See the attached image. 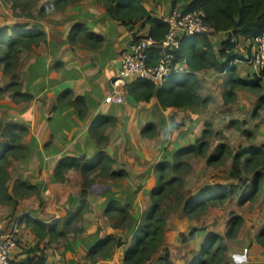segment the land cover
<instances>
[{
  "label": "crops",
  "instance_id": "obj_1",
  "mask_svg": "<svg viewBox=\"0 0 264 264\" xmlns=\"http://www.w3.org/2000/svg\"><path fill=\"white\" fill-rule=\"evenodd\" d=\"M139 1L153 14L154 18L159 20L169 15L175 8L186 10L190 4L187 0ZM76 4L73 7H67V9L72 8L67 22L59 23L51 29H41L46 35V42L39 47L25 50L30 57L27 59L28 62L26 60L25 63L27 64L21 71L22 91L32 95L33 100L30 102H19L17 105L11 104L8 109L10 119L5 121L6 123L23 124L29 128V133L23 140L30 148L29 157L26 160L15 162V164L21 166L19 172H17L15 167L10 169V181L12 182L11 184L9 182L10 192L13 191L16 180H28L38 185L40 189L39 195L21 198L16 211L9 206L0 204V236L8 232L16 222L19 225L17 233L18 247L13 255L15 264H87L85 256L89 250L100 239L114 235L117 230L109 223L105 215L109 202L113 199L120 202L121 205L125 206L129 203L132 204L133 208H138L143 206L144 191L155 188L157 184L155 168L153 169L155 175L154 173L150 175L147 185L143 183V187L140 189L137 183L141 181L142 177L135 170L140 164H137L134 160L138 159L140 162L141 159H145L144 155L148 147L146 141L149 138H154L155 135L146 137L143 135V130L151 124H155L154 126L157 127L156 125L161 120H167L166 108L161 106L156 98L151 102H137L129 94L128 88L126 91V103L113 105L105 102V98L112 89V80L119 71L120 64L118 61L120 54L128 47L131 32L135 29L134 31H137L140 35H149L150 25L145 24V20H137L128 25L116 22L107 14L103 6L94 3L93 0H81ZM77 26H82L85 31L102 36L104 38L103 45L95 49L79 41V36L78 38H76L77 35L73 36V30ZM216 35L225 37L218 42V45L214 44L215 48L219 50L222 43L228 39L230 33H217L212 36ZM211 40L214 43L213 38ZM253 46L252 40H247L243 36L239 37L238 57L234 64L239 69L242 68L240 71L243 70L245 74L241 77L247 81L253 80L259 75L254 66L244 61L251 56L254 51ZM154 57H156L155 54ZM202 71L205 70L199 72ZM191 72L192 70L186 60L176 64V73L189 74ZM199 72L196 73L197 76ZM157 89L161 88L157 87ZM11 94L10 92L8 95L11 96ZM199 94L202 96L200 91ZM64 96L66 98L60 101ZM78 97L84 100L82 104H79L80 107L77 108L75 105L72 106L68 103L69 100H75ZM203 100L206 101L207 99L203 98ZM198 107L170 109L194 110ZM144 112L150 115L144 117ZM99 116L115 118L116 125L114 127L125 125L124 130L121 132L123 138L119 139V143H124L125 146L129 143V145L134 146L130 152L134 157H129L134 162L130 163L127 159L119 157L120 153L118 150H120V146L117 147V151L113 150L114 144L112 142H116L120 133L117 136H111L109 131L113 127L107 129L106 135L107 137L109 136V144L106 152L117 160L114 170L127 172L128 176L120 179L98 177L99 179H96V183L90 189L87 197L88 209L82 217L72 221L80 222L83 219H88L93 223L89 230L84 231L82 236V239L88 240L89 245L88 247L85 246L87 249L85 247L80 249L78 245L75 247L73 244L64 247L62 245L63 238L55 240L51 236H47L41 240L28 226L29 218H35L47 224H53L58 220L59 224L62 218L58 215H60L62 209L69 218L77 213L80 206L83 177L80 172L69 169L61 170L60 174L58 173L61 178H58L56 171L59 164L66 162L70 158H78L83 164H87L95 157L99 149L92 130L98 125L96 122ZM198 123V121L195 122L193 127ZM167 129H171V122L169 121ZM133 137H135L134 141ZM3 140L0 136V142ZM181 140L184 139L182 138ZM182 142L174 143L176 149L185 147ZM194 143L192 140L191 144ZM158 148L161 150V147ZM85 158L87 161L84 163L83 160ZM158 161L159 157L156 158L155 166L159 163ZM69 178L70 180H68ZM71 180L75 182H71ZM216 188L217 186L202 190L192 199H197L202 192H209ZM38 198L46 200V208L44 210L50 212L51 216H47L48 214H45L44 210H26L25 213L23 212L27 205L26 203L30 199L34 200L35 204L33 205L38 209ZM95 217L96 219H94ZM184 217L186 218L187 216L185 215ZM134 218L135 226L132 229H127L126 232L128 233L127 239L130 236V241L125 253L132 243L133 232L140 219L138 214L134 215ZM101 221L105 223L102 228L99 226V223H102ZM177 223L175 222L176 225ZM168 227L172 228L173 226L167 223ZM187 227H189L191 234L189 236L190 241L187 243H191V246L190 244L188 245L190 246L188 253L193 255H186V247L184 248L186 253L182 256L184 261H176L177 251L174 250L173 245L177 242L180 232H182L184 238L189 234H186L185 230L178 232L176 228L174 229L175 234H168V231H166L163 247L171 250L169 264H188L201 251L207 239L215 235L207 233L206 236L200 237L202 239L199 241L197 227L191 222ZM58 229L59 232L65 230L64 228ZM261 231L254 237H257ZM31 234L33 235L31 236ZM192 237L194 239H191ZM28 238H31V240ZM238 242L239 239L230 245H226L228 250L224 264H238L243 260L245 262L243 261L244 263L242 262L241 264H246L252 258L251 254L248 256L249 245L242 241ZM253 244L255 247L258 243L256 241V244ZM31 245H35V247L33 248ZM258 246L262 247L260 244ZM262 250L264 251V248ZM160 257L153 258L145 264H164V260H161L163 258ZM118 264H124V261Z\"/></svg>",
  "mask_w": 264,
  "mask_h": 264
},
{
  "label": "trees",
  "instance_id": "obj_2",
  "mask_svg": "<svg viewBox=\"0 0 264 264\" xmlns=\"http://www.w3.org/2000/svg\"><path fill=\"white\" fill-rule=\"evenodd\" d=\"M14 10L22 9L29 12V17L34 18V9L40 0H10ZM81 0H54L45 3L40 10V15L47 13L60 12L67 7L78 3ZM102 5L107 14L116 22L122 24H132L137 20H145L144 23L150 25V34L156 39H162L167 34L169 27L163 22L154 18L153 14L139 0H96ZM190 2L186 10H203L207 15V22L215 29V33H230L219 50L215 48L211 40L212 35H199L182 43L181 49L176 53L175 64L186 60L192 72L189 74L175 73L169 81L161 88L147 80L137 79L128 84L129 94L137 102H151L154 98L161 106L166 109L182 108L191 109L206 105L199 94L201 83L197 72L201 70H215L225 73L228 76L230 87L227 97L233 101L236 97V90H248L261 94V102L264 103V68L261 73L253 80H244L239 68L231 61L238 57L237 47L239 37L243 36L247 40L255 38L263 29L264 25V0H187ZM12 34L9 29L0 30V70L10 77L11 83L5 87H0V97L7 92H11V97L16 102L32 101L33 96L22 91L23 84L19 77L20 55L23 50H31L39 47L47 41L46 35L37 27L14 28ZM213 34V35H214ZM77 35V36H76ZM73 36L79 41L97 49L103 45L104 38L85 31L82 26H77L73 30ZM234 40V41H233ZM191 41V46H187ZM156 51H152V55ZM66 96L60 99L62 101ZM84 102L83 98L69 100L72 106L80 107ZM261 105L259 104L254 112L256 116ZM98 125L92 130L93 137L96 139L98 152L95 157L83 164L78 158H70L66 162L59 164L56 176L61 170L74 169L81 173L83 177V187L81 193L80 206L77 213L67 224L74 219L82 217L87 208V197L93 187L96 177L120 179L128 176L127 172H117L114 170L116 160L106 152L108 147V137L106 130L116 125V119L112 117L99 116ZM152 125L143 130V135L151 137L154 135ZM154 128V127H153ZM210 130L204 131L203 138L210 137ZM29 128L19 123H4L0 121V136L4 139L0 142V204L17 210L21 198H29L40 194L39 186L28 180H16L13 191L10 192L9 182L11 179L10 168L14 162L26 160L29 157L30 148L23 140L28 135ZM208 142L199 140L197 144L180 148L164 159L156 166L158 174V184L152 190L151 201L148 210L143 217V221L137 224L132 236V246L128 248L124 257V264H145L153 259V256L163 247L165 234L167 231L168 216L171 211L182 207L188 216H196L201 212H206L209 207L222 205L226 199L237 191L240 194V204L256 200L263 195L264 199V144L261 147L245 148L237 154L230 153L225 146H220L217 153L208 157V163L226 161L233 159L232 177L238 180V185L233 189H222L217 187L209 192H202L197 199L178 201L175 206L170 208L165 203L175 194L176 184L182 182L181 177L192 166L191 159L207 157ZM171 159V160H170ZM59 173V174H58ZM173 174H175L173 176ZM244 174L253 175V181L249 185L244 179ZM235 189V191H234ZM132 204L121 205L116 200H111L105 214L119 222L113 226L116 229H132L135 226V218L130 214ZM28 226L43 240L51 236L57 240L66 238L68 230L59 232L58 223L47 224L35 218H29ZM243 219L238 217L228 232L229 238H235ZM256 241L264 247V228L257 235ZM125 245L124 239L119 236L110 235L100 239L86 254L87 259H92L95 263L107 260L111 257L115 249H120ZM227 246L224 238L219 235L210 236L205 242L201 251L188 264H224L227 255Z\"/></svg>",
  "mask_w": 264,
  "mask_h": 264
},
{
  "label": "rangeland",
  "instance_id": "obj_3",
  "mask_svg": "<svg viewBox=\"0 0 264 264\" xmlns=\"http://www.w3.org/2000/svg\"><path fill=\"white\" fill-rule=\"evenodd\" d=\"M53 1L54 0H40L39 4L31 10L34 15V18H31L29 17L30 11L24 12L22 9L14 10L12 8V3L10 0H0V30L7 27L9 29V34H12V30L14 28L23 27L32 29L33 27H37L39 30L45 28L51 29L59 23L67 22V18H69V16L71 15L72 8H66L65 10L60 12L47 13L44 16L40 15L39 12L41 10V7L45 3ZM93 2L97 3L96 0H93ZM71 6L73 7V5ZM216 36H211V38H213L214 44L218 45V42L225 37ZM187 46H191V41H188ZM29 57V53H26V51L23 50L20 55V80L21 71L23 67L26 66L27 63L25 62ZM240 69L239 73L243 77L245 73H243V70L240 71ZM198 78L201 83L200 93L202 94L203 98L207 99L206 105L203 107L200 106L198 108H195L194 110L166 109L165 111L167 120H161L156 125L157 127L154 126L155 124H151L154 128L152 127V130L150 131H152L155 136L154 138H149V140L146 141L148 147L144 155L145 159H141V163L138 159L134 160L137 164H140V166L136 167L135 170L138 175L142 177L141 181H138L137 183V185L140 186V189H142L143 183L144 185L145 183L147 185L150 175H152L153 173L155 175V171L153 172V169H155L157 166H155L156 158L159 157L158 162H161L164 159L171 158L172 156L170 155H173L175 153L177 149L174 143L183 141V146L188 147L197 144L199 140H206L208 142L207 157H198L189 160L192 167L184 173V176L181 177L182 182L176 184L175 186V194H173L171 196V199L165 203V206L169 208L171 206H175L176 202L178 201V196L181 197L184 202L189 198L195 197L202 190H208L211 187L219 186L220 188L227 190L235 188L234 185H238V180L231 175L233 167L232 158H228L226 161L213 164L208 163V157H212L213 155H215L217 153V149L220 146H225L227 149H229L230 153L235 155L243 151L245 148H258L264 144V103H262L260 100L261 94L239 89L236 90L235 99L233 101H230V98L227 97V93L230 90L227 74L220 73L215 70H205L199 72ZM10 83V77L6 76L3 71L0 70V87H5ZM9 93L10 92H7L0 97V121L4 123H6L5 121H8L10 119L8 112L10 105L13 103L17 105V103H19L14 101V99H12L10 95H8ZM259 104L261 105V108H259L258 113L255 116L254 112ZM146 115L150 114L144 112V117ZM168 121L171 122V129H167ZM197 121L199 122L197 124L199 126L195 128L197 125L195 127H193V125ZM124 126V124L118 125L117 127H113L112 129H110L109 131L111 136H117V134L120 132L118 134L116 142H112L114 144L113 150L117 151V147L120 146V150H118L120 153L119 157L121 156L122 158L127 159L128 162L133 163L134 161L129 157H134L130 153L134 146L131 144L129 145V143L126 146L124 145V143H119V139L123 138V134L121 132L122 130H124ZM206 129L210 130V137L204 139L203 136ZM107 131L108 130H106V133ZM182 138L184 140H181ZM132 139L134 141L135 137H133ZM192 140L195 142L194 144H191ZM158 147H161V150ZM85 161H87L86 158L83 160V162L85 163ZM14 164L15 162L13 163L11 168L15 167L17 172H19L21 170V166H19L18 164ZM174 175L175 174H173V176ZM156 176L158 184V174H156ZM243 176L250 185L253 181V175L244 174ZM70 178L68 180H70ZM97 178L98 177H96V179ZM71 182L75 181L71 180ZM11 183L12 182L10 181V184ZM153 189L144 191L145 195L143 206L132 208L130 210V214L133 217L134 215L136 216L138 214V217L140 218L138 224L142 223L143 217L145 216L148 207L152 203L151 193ZM237 192L238 193L230 195L226 199L224 204L209 207L206 212H201L196 216L186 215L182 207L170 212L168 216V223H170V226L173 227L167 228L168 234H175V228L178 229V232H180L181 230H185L186 234H189L184 238V236H182V232H180L179 237H177V242H175V244L173 245L174 250L177 251V255L175 257L176 261H184L182 256L186 252V255L188 256L193 255L188 253V248L191 246V243H189L190 246H188L189 244H187L188 241H190L189 236L191 235L189 227L187 226L191 222L197 227V235L199 237V241H201L202 239L200 237L206 236L207 233H213L222 237L224 236L223 238L225 245H230L231 243L236 242L239 239V242H245L247 245H249L250 248L248 250V256L251 254L252 258L246 264H264V251L262 250L264 247H260L258 246V244V247H254L253 244H256V237L254 236H256V234L264 228L263 195L261 194L260 197L256 200L240 204V194H242V192ZM35 201H37V199H35ZM38 201V209L33 205L35 204L34 200L30 199L28 203H26L27 205L25 204L26 206L23 212L25 213L26 210L43 211L46 208V200L44 198H38ZM87 209L88 205L86 210ZM44 212H46L45 214H48L47 216H51L50 212H48L47 210H44ZM185 215L187 216L186 218L184 217ZM58 216L62 218L61 222L59 221L58 228H64L65 230H68L69 233L67 238H64L62 240V245H64V247L72 244L75 247L78 245L80 249H83V247L85 246L88 247V240L82 239V236L84 235V231L89 230L90 226L93 223L88 219H83L80 222L76 221L67 224V222L69 221V216L63 212V209ZM106 217L108 218L111 225L119 222L116 219L109 218L107 215ZM238 217H241L243 219V223L236 237L229 238L227 234L234 225L235 219ZM94 219H96V217ZM101 222L102 223H99L100 228H102V225L105 224L103 221ZM175 222H178L177 225L175 224ZM55 223H58V220L53 224ZM126 232V228H119V230H116V234L114 233V236L122 237L125 240V246L120 249H115L111 254L112 258L110 257L105 261H112L116 264L124 261L125 249L126 247H128L130 241V236L129 239H127L128 233ZM118 233L121 235H119ZM32 235L33 234H31V236ZM28 239L31 240V238ZM191 239H194V237H192ZM31 246L33 248L35 247V245ZM130 246H132V243L130 244ZM86 247L85 249H87ZM186 247L187 250L186 252H184V248ZM255 248L257 249L255 250ZM170 252L171 250L169 248L162 247L153 256V258L156 259V257L161 256L163 258L161 260H164V264H169ZM85 261L86 263H95L92 259H86ZM100 261L103 260L100 259ZM243 261L239 262L238 264H241Z\"/></svg>",
  "mask_w": 264,
  "mask_h": 264
},
{
  "label": "built area",
  "instance_id": "obj_4",
  "mask_svg": "<svg viewBox=\"0 0 264 264\" xmlns=\"http://www.w3.org/2000/svg\"><path fill=\"white\" fill-rule=\"evenodd\" d=\"M163 22L169 27L162 39L151 35H140L131 32L130 42L119 57V71L112 80L111 92L105 98L107 104L121 105L126 103V91L130 82L141 79L154 83L162 88L176 73V53L182 43L199 35H213L215 29L207 22L203 10H181L175 8L169 15L163 17ZM234 41V40H233ZM254 51L245 62L254 66L261 73L264 68V25L263 29L252 39ZM156 51V57L151 56ZM231 61V64L235 63ZM18 222L6 233L0 236V264H15L13 255L18 247ZM87 264H115L111 261H99Z\"/></svg>",
  "mask_w": 264,
  "mask_h": 264
},
{
  "label": "bare ground",
  "instance_id": "obj_5",
  "mask_svg": "<svg viewBox=\"0 0 264 264\" xmlns=\"http://www.w3.org/2000/svg\"><path fill=\"white\" fill-rule=\"evenodd\" d=\"M116 264V263H115Z\"/></svg>",
  "mask_w": 264,
  "mask_h": 264
},
{
  "label": "water",
  "instance_id": "obj_6",
  "mask_svg": "<svg viewBox=\"0 0 264 264\" xmlns=\"http://www.w3.org/2000/svg\"><path fill=\"white\" fill-rule=\"evenodd\" d=\"M83 159V158H82Z\"/></svg>",
  "mask_w": 264,
  "mask_h": 264
}]
</instances>
